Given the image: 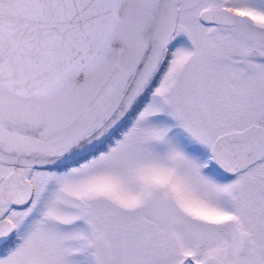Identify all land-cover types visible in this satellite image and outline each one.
Wrapping results in <instances>:
<instances>
[{
	"label": "snow or ice",
	"instance_id": "snow-or-ice-1",
	"mask_svg": "<svg viewBox=\"0 0 264 264\" xmlns=\"http://www.w3.org/2000/svg\"><path fill=\"white\" fill-rule=\"evenodd\" d=\"M0 264H264V0H0Z\"/></svg>",
	"mask_w": 264,
	"mask_h": 264
}]
</instances>
